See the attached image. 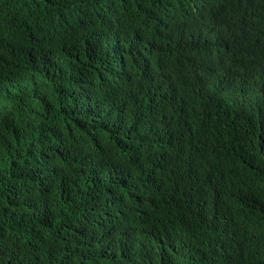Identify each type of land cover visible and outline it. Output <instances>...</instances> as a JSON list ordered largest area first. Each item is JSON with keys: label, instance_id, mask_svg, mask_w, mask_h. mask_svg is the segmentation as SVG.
Masks as SVG:
<instances>
[{"label": "trees", "instance_id": "trees-1", "mask_svg": "<svg viewBox=\"0 0 264 264\" xmlns=\"http://www.w3.org/2000/svg\"><path fill=\"white\" fill-rule=\"evenodd\" d=\"M160 246L264 264V0H0V264Z\"/></svg>", "mask_w": 264, "mask_h": 264}, {"label": "clouds", "instance_id": "clouds-1", "mask_svg": "<svg viewBox=\"0 0 264 264\" xmlns=\"http://www.w3.org/2000/svg\"><path fill=\"white\" fill-rule=\"evenodd\" d=\"M157 249H158L157 255H159V256L156 255V258L154 257V260H153L152 264H176L172 260L167 261L165 255L162 256V251H164V254H165L166 247L160 246ZM114 250L116 251L118 256L121 257V259L127 264H135L140 259H142V258L139 257L137 251H125V250H116V249H114ZM148 252H149V250L144 251V256L143 257H145ZM161 256H162V258H161ZM106 264H112V261L109 262V263H106Z\"/></svg>", "mask_w": 264, "mask_h": 264}]
</instances>
